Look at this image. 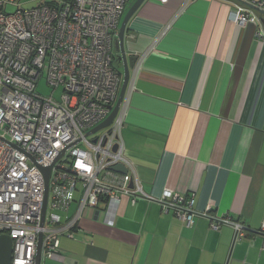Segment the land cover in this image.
<instances>
[{
  "label": "crops",
  "instance_id": "obj_1",
  "mask_svg": "<svg viewBox=\"0 0 264 264\" xmlns=\"http://www.w3.org/2000/svg\"><path fill=\"white\" fill-rule=\"evenodd\" d=\"M183 1L146 0L127 25V54L142 56ZM231 9L226 1L195 0L140 69L137 60L123 136L146 192L197 194L199 209L210 204L212 213L258 229L264 221V42L256 24L232 22ZM83 224L76 240L62 239L61 259L43 264H264V235L235 241L232 227L215 230L202 216L187 227L146 199L135 205L125 199L115 224L93 216Z\"/></svg>",
  "mask_w": 264,
  "mask_h": 264
},
{
  "label": "built area",
  "instance_id": "obj_2",
  "mask_svg": "<svg viewBox=\"0 0 264 264\" xmlns=\"http://www.w3.org/2000/svg\"><path fill=\"white\" fill-rule=\"evenodd\" d=\"M130 1L39 0L25 8L21 0H0V234L13 239L11 264H35L39 234L42 260L61 259L60 238L75 239L76 230L97 209L98 219L115 224L125 199L132 205L140 199L159 202L164 213L186 226L196 216L208 218L215 230L230 226L235 241L249 233L264 235V221L254 229L230 215L212 213L210 204L199 209L197 194L165 188L154 196L144 190L123 136L129 96L136 89L131 80L112 123L87 135L108 118L119 97L123 74L115 63V40ZM194 1H183L136 68ZM222 1L231 5L232 22L256 24L264 42L257 10L238 0ZM249 3L264 10V0ZM43 79L50 95L40 91ZM58 88L62 92L56 98ZM119 165L127 172L114 170ZM49 166L42 224L43 168Z\"/></svg>",
  "mask_w": 264,
  "mask_h": 264
},
{
  "label": "water",
  "instance_id": "obj_3",
  "mask_svg": "<svg viewBox=\"0 0 264 264\" xmlns=\"http://www.w3.org/2000/svg\"><path fill=\"white\" fill-rule=\"evenodd\" d=\"M145 1L146 0H134V2L132 3V5L129 7L126 14L124 15V18L122 20L120 30L118 33V37L115 40L116 50L119 53V62L121 64H123V84H122V88H121L118 100H117L115 106L112 108V111H111L110 115L108 116V118L104 122H102L99 126L94 128L91 132H89L87 135L97 131L98 129L109 126L112 123L115 116L117 115L118 110H119V108L123 102V99H124V96H125V93H126V90H127L128 84L130 82V78H131V68L134 66V64L137 61V56L127 54L128 51H127L126 44H125V33L127 30L128 23L130 22L132 17L137 13L139 8L143 5V3ZM238 1L245 3V4H248V5H250L251 8L257 10L260 13L261 22L264 23V10L249 3V1H255V0H238ZM62 154L63 153H61L59 155V157ZM51 167L52 166L43 168V171H44V174L46 177L47 191L45 194V201H44V207H43L42 224H43L44 218H45L48 185H49V176H50ZM114 170L119 171V172H124V173L127 172V168L123 165H119L117 167H114ZM98 217H99V209H97L94 213V218L98 219ZM12 253H13V239H12V237L8 234H0V264H11ZM41 261H42V234H39L37 253L35 256V264H41Z\"/></svg>",
  "mask_w": 264,
  "mask_h": 264
},
{
  "label": "rangeland",
  "instance_id": "obj_4",
  "mask_svg": "<svg viewBox=\"0 0 264 264\" xmlns=\"http://www.w3.org/2000/svg\"><path fill=\"white\" fill-rule=\"evenodd\" d=\"M22 2V6L25 8H30V7H34L39 3V0H21ZM117 65V63H116ZM40 91L41 93L45 94V95H50L52 93V89L48 87V85L46 84L45 79L42 80L41 85H40ZM62 89L58 88L56 90H54V96L56 98H58L61 95ZM81 187V185H79V188ZM223 214H220L219 216H222Z\"/></svg>",
  "mask_w": 264,
  "mask_h": 264
},
{
  "label": "trees",
  "instance_id": "obj_5",
  "mask_svg": "<svg viewBox=\"0 0 264 264\" xmlns=\"http://www.w3.org/2000/svg\"><path fill=\"white\" fill-rule=\"evenodd\" d=\"M115 63H117V65H116V67L119 69V71L122 73V69H120L121 67H122V64L119 62V57H118V55H117V57H115ZM197 217V216H196ZM195 217V218H196ZM184 223V222H183ZM194 223H195V220H194ZM185 225V224H184ZM194 225V224H193ZM192 225V226H193ZM186 226V225H185ZM192 226H187V227H192ZM81 229V228H80ZM79 230V229H78ZM78 230H76V232L78 231ZM63 238H68V239H72V238H69V237H62V238H60V245H59V247H60V252H61V250H62V247H61V242H62V239ZM77 239V236H76V234H75V239H72V240H76ZM48 259H50V258H48ZM44 260V259H43ZM42 260V264L45 262V260L43 261Z\"/></svg>",
  "mask_w": 264,
  "mask_h": 264
},
{
  "label": "clouds",
  "instance_id": "obj_6",
  "mask_svg": "<svg viewBox=\"0 0 264 264\" xmlns=\"http://www.w3.org/2000/svg\"><path fill=\"white\" fill-rule=\"evenodd\" d=\"M127 12V11H126ZM126 14V13H125ZM260 14V13H259ZM123 18H124V16H123ZM123 20V19H122ZM122 23V22H121ZM121 26V25H120ZM120 30V29H119ZM118 37V36H117ZM126 37V36H125ZM117 39V38H116ZM126 40V39H125ZM115 49H116V46H115ZM117 51V50H116ZM117 55H118V57H119V53H118V51H117ZM139 59V57L137 56V60ZM137 62V61H136ZM122 74H123V70H122ZM130 80H131V78H130ZM122 84H123V82H122ZM129 85V84H128ZM122 88V87H121ZM128 88V87H127ZM121 91V90H120ZM127 91V90H126ZM120 94V93H119ZM126 94V93H125ZM125 97V96H124ZM124 100V99H123ZM115 106V105H114ZM113 108V107H112ZM112 111V110H111ZM119 111V110H118Z\"/></svg>",
  "mask_w": 264,
  "mask_h": 264
}]
</instances>
